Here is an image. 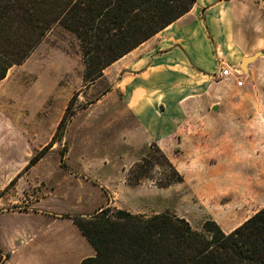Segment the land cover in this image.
Masks as SVG:
<instances>
[{"label": "rangeland", "instance_id": "374dc122", "mask_svg": "<svg viewBox=\"0 0 264 264\" xmlns=\"http://www.w3.org/2000/svg\"><path fill=\"white\" fill-rule=\"evenodd\" d=\"M242 3L252 11L251 31L258 52H264V0ZM240 69L246 85L236 95L263 97L257 107L264 109V56L250 64L249 73ZM85 77L80 40L55 25L0 82V211L49 208L69 219L112 206L145 217L176 215L201 231L206 222L215 221L230 232L264 208L260 144L241 150L234 181L221 167L179 169L127 109L116 88L118 76L107 68L94 82L87 83ZM255 113L241 117L242 140H250V132L264 124V111ZM35 157L39 160L27 168ZM169 162L182 182L174 181ZM197 170L202 174L185 180L182 171ZM64 225L67 239L76 227L68 220ZM72 239L73 256L56 255V264H74L93 252Z\"/></svg>", "mask_w": 264, "mask_h": 264}, {"label": "crops", "instance_id": "0c3cea01", "mask_svg": "<svg viewBox=\"0 0 264 264\" xmlns=\"http://www.w3.org/2000/svg\"><path fill=\"white\" fill-rule=\"evenodd\" d=\"M242 2L247 0H197L188 14L108 68L118 76L116 88L127 109L175 167H221L229 181L240 167L241 150L264 148V124L248 141L238 127L242 115L263 113L257 107L263 97L239 98L235 91L246 83L239 87L234 78L220 75L221 63L240 68L244 58L259 51L252 11ZM226 81L231 82L223 85ZM182 172L187 181L203 171ZM65 220L76 227L67 239ZM73 237L81 247L91 246L72 219L49 208L0 211V251L10 254L5 264H52L56 255L73 256ZM95 254L93 248L73 263Z\"/></svg>", "mask_w": 264, "mask_h": 264}, {"label": "trees", "instance_id": "16d2710c", "mask_svg": "<svg viewBox=\"0 0 264 264\" xmlns=\"http://www.w3.org/2000/svg\"><path fill=\"white\" fill-rule=\"evenodd\" d=\"M196 2L0 0V82L55 25L77 35L86 64L85 80L94 82L107 68L188 14ZM38 160L35 157L27 168ZM169 166L174 181L182 182L183 176L170 162ZM67 218L96 252L81 264H264V208L230 233L215 221L206 222L201 231L176 215L145 217L112 206L94 215ZM9 257L0 251V264Z\"/></svg>", "mask_w": 264, "mask_h": 264}, {"label": "built area", "instance_id": "2783aa9c", "mask_svg": "<svg viewBox=\"0 0 264 264\" xmlns=\"http://www.w3.org/2000/svg\"><path fill=\"white\" fill-rule=\"evenodd\" d=\"M221 67H222L221 72H220L221 77H224L227 79L234 78L239 87H242L244 85V82L241 79L244 73L240 68H233L224 63H221Z\"/></svg>", "mask_w": 264, "mask_h": 264}, {"label": "water", "instance_id": "95a60500", "mask_svg": "<svg viewBox=\"0 0 264 264\" xmlns=\"http://www.w3.org/2000/svg\"><path fill=\"white\" fill-rule=\"evenodd\" d=\"M264 56V52H257L252 56L246 57L242 60L241 68L249 73V65L254 63L256 60H258L260 57Z\"/></svg>", "mask_w": 264, "mask_h": 264}]
</instances>
